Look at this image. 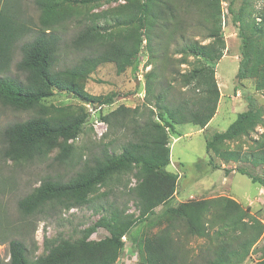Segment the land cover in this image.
<instances>
[{
  "label": "trees",
  "instance_id": "1",
  "mask_svg": "<svg viewBox=\"0 0 264 264\" xmlns=\"http://www.w3.org/2000/svg\"><path fill=\"white\" fill-rule=\"evenodd\" d=\"M65 1L0 0V105L16 112L34 113L31 118L4 128V159L15 163L42 160L59 147L55 162L60 166L71 164L75 153L72 142L78 138L89 113L84 108L47 106L43 100L55 90H62L87 104L112 103L116 94L90 95L85 83L103 64L114 63L119 72L131 67L136 73L137 56L144 42L153 66L145 76L147 101L136 108L121 105L102 116L108 126L105 137L112 139L89 153L70 180L47 178L18 202L24 216L42 215L48 209L83 207L107 214L85 230L82 239L62 240L41 258L31 259L25 244L12 240L10 261L0 259V264H115L125 249L123 239L134 227L141 234L148 224L165 225L149 245L146 260L151 264H183L186 254L180 233L185 238L207 240L197 256L198 262L193 259V264H245L264 228L249 213V207L244 209L234 199L225 197L185 202L177 207L168 205L175 196L179 176L167 170L171 164L167 129L183 124L206 126L219 101L215 72L203 60L218 61L225 50L221 0H150L128 13L124 9L116 18L118 26H122L120 19L131 16L128 33L111 32L94 22L80 21L70 40L67 29L75 24V19L64 9ZM25 4L36 8L37 20L25 16ZM229 5L234 23L240 22V81L249 71L258 37L264 38V11L257 24L236 16L235 0ZM260 51L264 55V45ZM71 56L75 57L74 62ZM190 57L195 60L194 70L181 72L179 69ZM260 70L257 88L262 90L264 64ZM246 101L247 109L228 129L214 134L207 142L209 150L264 127L259 102L249 94ZM153 104L159 121L154 119ZM257 142L260 149L253 152L252 163L264 167V135ZM119 149L121 153H117ZM222 157L240 161V154L234 151H227ZM232 171L226 169V173ZM236 171L264 187V178L243 168ZM127 173L136 180L135 186L123 184L122 177ZM121 186L123 191L129 187L128 191L122 193ZM103 188L107 190L102 193ZM126 193L139 212L138 217L128 213L129 203L120 204ZM100 228L109 235L100 241L91 240ZM256 263L264 264V260Z\"/></svg>",
  "mask_w": 264,
  "mask_h": 264
},
{
  "label": "rangeland",
  "instance_id": "2",
  "mask_svg": "<svg viewBox=\"0 0 264 264\" xmlns=\"http://www.w3.org/2000/svg\"><path fill=\"white\" fill-rule=\"evenodd\" d=\"M149 1L66 0L64 9L75 19L73 22L75 24L69 25L67 29L70 32L67 39L70 40L74 35V28L80 21L94 22L98 27L107 28L111 32L128 33L132 27V24L128 25L131 16L120 19L122 26H118L116 18L124 9L128 13L129 9H138L142 4H148ZM231 1L221 0V34L225 40L223 56L215 62L203 60L215 72L219 91L216 111L206 126L183 124L167 129L171 148V164L167 170L179 176L175 196L168 205L177 207L181 203L190 201L234 198L244 209L249 207V213L258 218L264 226V187L258 183H252L248 176L236 171L243 168L253 176L264 178L263 165H254L251 157L254 151L260 149L257 141L264 135V127L262 125L257 127L249 136L217 144L210 150L207 148V142L213 138L214 134L225 132L238 115L247 109L246 95L253 96L259 102L264 116V89L257 88L261 81L260 69L264 64V55L260 51L264 45V38L258 37L249 71L246 77L239 81L237 73L241 61L242 38L239 36L240 22L234 23L233 14L229 11ZM233 7L236 16L247 17L258 24L261 21L259 17L264 11V0H235ZM25 16L37 20L39 13L32 4H25ZM145 46L146 42L143 43L137 56L139 68L136 73L132 72L131 67L119 72L116 64H103L91 74L85 83V90L90 95L104 97L111 93L116 94L112 103L103 106L87 104L62 90H55L53 95L43 100V104L47 106L53 105L59 108L72 106V108H84L89 113L78 138L72 142L75 153L69 165L60 166L55 162L54 158L60 151L59 147H56L42 160L21 163L6 161L2 154L4 128L8 124L27 120L34 113L16 112L0 105V259L3 262L10 261L9 244L12 240L22 241L31 259L41 258L47 256L52 248L62 240L82 239L85 230L95 226L107 214L106 212L95 213L94 210L83 207L67 211L48 209L42 215L24 216L18 209V202L39 187L47 178L70 180L80 170L82 160L89 153L98 151L101 145L112 139L105 137L108 126L102 122V116L111 113L121 105L136 108L146 103L145 76L153 66L151 56ZM71 61H75L74 56H71ZM194 62L192 57L188 58V63L182 65L179 70L181 72L193 71ZM177 86L180 87L178 84ZM152 108L155 110L154 119L159 121L158 111L154 104ZM227 151L238 152L240 161L231 162L223 158L222 154ZM117 153H121V150H117ZM226 169L234 171L226 173ZM122 179L124 185L135 186L136 180L132 174L127 173ZM122 186L120 187L121 192H127L129 187L123 191ZM106 190L107 188H103L101 192ZM126 203H129L128 213L138 217L139 212L130 202L127 193L120 200L122 206ZM160 210L161 207L157 209V212ZM164 227L165 225L156 227L148 224L141 234L138 233L137 227H134L123 239L125 249L115 264H151V261L146 260L149 245ZM180 234L182 249L186 254L183 264H193V259L198 262V254L206 245L207 240L198 239V237L185 238L183 233ZM108 235L107 230L100 228L90 239L100 241ZM261 260H264V228L261 238L252 248L245 264H257L256 262Z\"/></svg>",
  "mask_w": 264,
  "mask_h": 264
},
{
  "label": "crops",
  "instance_id": "3",
  "mask_svg": "<svg viewBox=\"0 0 264 264\" xmlns=\"http://www.w3.org/2000/svg\"><path fill=\"white\" fill-rule=\"evenodd\" d=\"M234 199V198H233ZM234 200H236V199H234ZM236 201H238V200H236Z\"/></svg>",
  "mask_w": 264,
  "mask_h": 264
}]
</instances>
